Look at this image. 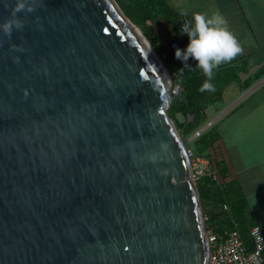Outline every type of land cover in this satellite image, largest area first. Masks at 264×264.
Instances as JSON below:
<instances>
[{"label": "water", "instance_id": "water-1", "mask_svg": "<svg viewBox=\"0 0 264 264\" xmlns=\"http://www.w3.org/2000/svg\"><path fill=\"white\" fill-rule=\"evenodd\" d=\"M6 22L0 264H209L170 74L116 1L0 0Z\"/></svg>", "mask_w": 264, "mask_h": 264}, {"label": "crops", "instance_id": "crops-1", "mask_svg": "<svg viewBox=\"0 0 264 264\" xmlns=\"http://www.w3.org/2000/svg\"><path fill=\"white\" fill-rule=\"evenodd\" d=\"M162 1L175 14L189 18L193 12H219L242 46L241 54L214 69L215 91L223 87L204 112L206 118L215 119L210 125L214 148L206 153L221 162L226 181L234 183L242 195L245 223L240 231L250 249V226L257 225L264 236V82L218 115L264 78V0Z\"/></svg>", "mask_w": 264, "mask_h": 264}, {"label": "trees", "instance_id": "trees-1", "mask_svg": "<svg viewBox=\"0 0 264 264\" xmlns=\"http://www.w3.org/2000/svg\"><path fill=\"white\" fill-rule=\"evenodd\" d=\"M120 10L131 23L135 24L150 46L158 56L162 58L163 65L171 74L173 86H178L179 90L170 107V114L181 113L191 120L185 124H178V127L192 131L199 128L205 121V108L212 104L219 95L220 86L214 92H201L200 88L207 79L202 69L197 66L196 61L191 57L187 62V67L174 54L168 52L158 42L160 30L166 31L167 27H172V36L180 43H188L187 35L181 32V26L191 20L189 17L179 16L170 10L162 0H115ZM168 30V29H167ZM258 76L256 77V79ZM248 87V86H246ZM204 140L206 144L205 153L199 152V156L209 159L211 167L216 173V180L211 176H202L197 179L196 186L199 192L201 204L208 205L209 220L206 222L214 233L222 234L223 231L236 229L245 240L240 229L245 223V208L242 195L238 187L226 181V169L220 161H215L206 153L210 148H214L215 137L210 128L201 133L195 141ZM225 204L227 210L215 211V208Z\"/></svg>", "mask_w": 264, "mask_h": 264}, {"label": "clouds", "instance_id": "clouds-1", "mask_svg": "<svg viewBox=\"0 0 264 264\" xmlns=\"http://www.w3.org/2000/svg\"><path fill=\"white\" fill-rule=\"evenodd\" d=\"M23 7V3H20L17 10ZM181 15H186V12L181 10ZM0 27L8 32L11 23L6 22ZM181 32L187 35L188 43L184 49H175V58L179 59L185 67L188 66L190 57L196 61L197 66L207 77L200 91L214 92L215 85L212 82L214 69L241 54L242 46L229 30L227 20L219 12L211 15L193 12L191 20L181 26Z\"/></svg>", "mask_w": 264, "mask_h": 264}, {"label": "built area", "instance_id": "built-area-1", "mask_svg": "<svg viewBox=\"0 0 264 264\" xmlns=\"http://www.w3.org/2000/svg\"><path fill=\"white\" fill-rule=\"evenodd\" d=\"M162 39L166 42V46L163 47L172 54L175 49H184L187 45V43L178 42L173 36H163ZM172 84L173 81L170 84V94L173 97L177 95L179 87ZM194 135L197 138L200 136V132L196 131ZM186 152L194 181L202 176H211L213 180H216V173L211 167L209 159L195 154L190 149H186ZM221 210H227V206L222 204L215 208V211ZM207 211L202 213V218L206 227L205 238L209 264H264V236L257 225L250 226L248 230V238L251 243V248L248 249L245 240L236 229L216 234L210 227H207L206 222L209 220Z\"/></svg>", "mask_w": 264, "mask_h": 264}, {"label": "rangeland", "instance_id": "rangeland-1", "mask_svg": "<svg viewBox=\"0 0 264 264\" xmlns=\"http://www.w3.org/2000/svg\"><path fill=\"white\" fill-rule=\"evenodd\" d=\"M167 29H165L166 31H163V30L159 31L157 40H158V42L160 43L161 46H166V42L162 39L163 36H172L171 32H172L173 28L172 27L170 28L168 26ZM164 49H166V48H164ZM153 51H154V49H153ZM157 57L159 58L160 62L163 65L162 58L164 57V55H162V56H158L157 55ZM170 79H171V74H170ZM171 81H172V79H171ZM170 107L166 110V114L169 117V119L171 120V122H172V124H173V126H174V128H175V130H176V132H177V134L179 136V138L181 139L183 145L185 146V148L192 150L195 154H199V152H204L205 149H206V144L207 143H204V140H202V139H199L198 141H195V137L194 136H196V135H194V134H195L196 131H199L200 134L208 131L210 129V126H207L202 131H201V128L204 127L208 122H210L212 117H208V118L205 117L204 123L199 128H196V129H194L192 131H186L185 128L178 127V124H185L187 121L191 120V117L190 116L186 117L184 115H181V113H175L174 115H171L170 112H169L170 111ZM196 181H195V183H196ZM200 202H201V200H200ZM201 208H202V213L203 212L205 213L207 211V209H208V205L207 204L206 205L203 204V206H202V204H201Z\"/></svg>", "mask_w": 264, "mask_h": 264}, {"label": "bare ground", "instance_id": "bare-ground-1", "mask_svg": "<svg viewBox=\"0 0 264 264\" xmlns=\"http://www.w3.org/2000/svg\"><path fill=\"white\" fill-rule=\"evenodd\" d=\"M129 27L132 30V32L139 38V40L145 45V47L148 50L150 56L153 58V60L155 61V63L158 65L159 70H160L162 76L165 79H167V77H168L167 71L161 65V62H160L159 58L157 57V55L155 54V52L153 51V49L146 43V40L142 36V34L139 31V29L136 26L131 25L130 23H129Z\"/></svg>", "mask_w": 264, "mask_h": 264}]
</instances>
